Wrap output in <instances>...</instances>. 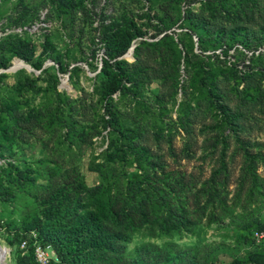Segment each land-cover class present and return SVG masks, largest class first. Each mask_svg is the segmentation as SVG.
Segmentation results:
<instances>
[{"label":"trees","instance_id":"1","mask_svg":"<svg viewBox=\"0 0 264 264\" xmlns=\"http://www.w3.org/2000/svg\"><path fill=\"white\" fill-rule=\"evenodd\" d=\"M6 1L0 0L2 32L21 29L29 34L27 28L41 20L42 11L49 17L77 13L89 28L95 19L99 20V26L91 32L89 47L93 55L100 46L105 50L95 87L105 115L96 111L97 106L87 107L85 98L77 101L58 92L57 76L50 77L52 96H46L47 102L40 106L4 98L2 83L7 75L0 74V161L4 162L0 165V206L4 211L0 226L5 219L4 242L12 248L15 264H38L35 240L29 239L33 232L38 242L53 248L58 260L53 264H202L201 219L208 211L223 228L229 227L225 226V218L231 219L230 225L236 220L241 222L239 243L256 246L255 232H264V221L253 216L257 210L251 207L264 203V178L258 174L264 154L251 152L250 144L239 136L244 130L243 114L233 107V96L249 103L252 98L256 103H264L261 0H145L151 6L137 17L126 7L117 6L115 0H105V6H100L101 0H43L40 4L18 5L12 14L5 16L2 8ZM197 4H200L198 10ZM110 5L113 16L106 12ZM151 31L153 42L144 39ZM12 32L0 37V70L7 69L12 58L17 57L46 75L48 70H43V61L36 59V46ZM195 39L199 52L195 51ZM134 45L135 62L129 63L124 56ZM43 50L60 72L67 71L64 59L48 37ZM158 59L163 61L160 68L153 65ZM182 64L187 78L181 88L185 98L179 107L180 126L189 133L204 111H214L223 144L220 169L199 190H195L197 182L191 183L184 175L168 171L164 162L150 156V150L142 144L145 137L163 139L166 130L171 139L174 125L167 119L168 105L177 100ZM74 69L81 71L79 67ZM19 74L23 75L22 87L43 90L37 77L25 70ZM157 81L171 92L151 91L150 103L146 91ZM242 84L244 89L240 93ZM117 93L132 100L134 107L129 112L121 111L114 103L113 96ZM77 104L93 114L90 116L102 129L92 125L97 134L110 129L109 161L137 164L134 171L124 169V186L109 189L104 182L90 184L80 166L66 168L57 160H49V146L45 138L38 136L39 131L52 134L53 138L60 130H66L63 138H70L71 146L77 144L72 143L75 139L81 143L88 140L89 133L71 111ZM129 117L132 119L127 122ZM80 118L86 120V112ZM226 131L234 136L245 157L231 204V175L224 160L230 137ZM33 139L41 144L39 158L26 154ZM70 145L67 150L72 149ZM113 166L108 169L104 164L94 171L102 175L109 173V178L117 179L116 165ZM244 197L247 205L241 206ZM240 207L248 216L236 212ZM139 234L150 241L135 245ZM185 235L193 237V245L183 247L173 242L184 239ZM24 239H29V244L26 250H21ZM153 239L171 241L158 244ZM262 241L256 248L248 249L242 258L232 250L226 263L264 264ZM132 245H135L133 251ZM207 254L211 255V248ZM219 263L224 264L217 257L211 264Z\"/></svg>","mask_w":264,"mask_h":264},{"label":"rangeland","instance_id":"2","mask_svg":"<svg viewBox=\"0 0 264 264\" xmlns=\"http://www.w3.org/2000/svg\"><path fill=\"white\" fill-rule=\"evenodd\" d=\"M42 1L43 0H7L3 3L2 9L6 16L8 14H12L18 5L40 4ZM115 1L117 2V6L126 7L131 12V15L135 17H137V15H142L143 12L148 11L151 6L145 0ZM105 2V0H101L100 6H105ZM261 2L264 5V0H261ZM199 7L200 4H197L196 10H198ZM97 10L99 11V8ZM106 12L108 16H113L111 15L114 12L113 6L110 5L108 8H106ZM46 13V11H42L41 20L30 25L31 28H27L29 34H26L21 29L13 30L14 32L11 30L7 32L0 31V37L12 32L19 35L22 39L30 40L37 48L36 59L43 61V70H48L47 74L45 75L44 73L42 74V71L34 69L31 65L25 63L19 58H12L8 68L5 70H0V74L7 75L2 83V96L9 99L17 98L18 100H23L25 103L29 102L31 105L40 106L42 103L47 102V97L49 98L52 96L53 91L49 90L51 88L50 77L57 76V79L59 80L57 87L58 92L66 93L69 98L77 101H80L81 98H85L88 100L87 107L90 108L91 106H97L98 108L96 111L100 112L101 115H105V109L102 106V103H98L99 96L95 92L97 76L100 73L104 63L105 50L102 46H100L95 52V55H93L89 47L91 32L94 30V27L99 26V20L95 19L93 26L89 28L85 21L79 19L77 13L73 15L64 14L61 16L52 15L50 17ZM3 22L4 20L0 21V26ZM152 33L153 32L151 31V33L144 39L148 40L149 42L155 41L151 39ZM46 37H48L50 42L53 43L58 55L64 59L65 65L67 66L66 72H60L59 67L55 66V62L50 59L48 60V57L43 50ZM140 40L141 39L136 40L135 42L138 43ZM195 42V51H197V39H195ZM135 46L136 45L133 46L134 49ZM94 47H96V45L93 46V48ZM180 48L183 47L180 45ZM82 52L84 53L81 54ZM124 59L129 63H134V51L130 53L128 52V54L124 56ZM77 60L80 62L75 63ZM162 62V60L158 59L153 65L156 68H160L162 66ZM88 63L92 64L93 67H91ZM16 66H18V69H14ZM75 67H79L81 71L75 72ZM22 70H25L29 75H34V78H38V85L43 88L41 92L31 91L20 85L23 75H20L19 73ZM180 76L181 84L180 90L178 91L177 100L176 102L171 101L168 105L169 112L167 119L168 122H171L174 125L171 126V139L168 137L169 131L166 130L164 133L165 137L163 139L157 141L153 137H145L142 141V144L150 150V156H153L154 159H159L160 161L164 162V165L168 171L184 175L191 183L197 182L195 190H199L202 186L209 183L214 172L220 169L223 158V144L219 140L221 133L218 130V117L214 111H204L198 119V123L194 125L193 130L189 133H187L180 126L179 107L185 98L181 88L183 89V86L185 85V78H187L184 64L181 65ZM148 89L150 91H146V97L150 103H152L153 98L152 93H150L151 91H153L155 94H170L171 92V90H168L161 81H157L153 86H148ZM243 89L244 85L242 84L239 86L240 93H242ZM189 91L188 94L190 93ZM113 98L114 103L117 104L119 109L123 112H129L132 107H134V105H131L132 100L128 97L121 96L120 93L115 94ZM233 98L235 100L233 107L238 108L239 113L243 114L242 124L244 126V130L238 133L239 136L242 138V140H244V142L250 144L248 149L251 152H261L264 154V103H256L255 98H252L250 103L244 101V99L240 96L234 95ZM71 111L73 116H76L79 122L81 121L80 125H83L82 127H84L85 131L89 133L88 140L85 143H81V141L75 139L76 141L72 143L74 144L77 142V144L71 146L70 138H67V140L63 138L64 134H66V130H60L59 133L53 138H51L52 134L39 131L38 136L42 139L45 138V143H47L49 146V149H47V156L49 160L52 162L57 160L66 168L76 167L77 165L80 166L81 170L87 176V180L90 184L97 183L99 185L100 182H104L106 187L109 189H116L119 186H124V182H126V178L124 177V169L134 171L137 168V164L132 163L133 166H130L126 163L121 164L119 161H117L115 164H112L108 157V146L111 141L109 136L110 129L102 131L101 135L97 134V131L91 129L92 125H94V127H98V122H94L91 117L93 114L91 115L89 111L82 110L79 104L75 105ZM83 112H86L87 114L86 120H80V116ZM131 119L132 117H129L127 122ZM149 125L151 126L152 123ZM98 128L100 129V127ZM226 135L230 136L229 131H226ZM58 141H60L61 144H58ZM30 143L32 144V147H27L26 154L34 155L35 158H39L41 144L34 139L31 140ZM216 143L220 145H216ZM78 144H80V146H78ZM68 145L71 146V150H67ZM57 148L61 150V152L58 151ZM225 153L226 155L224 160L228 164L231 175L229 185V199L231 204L232 199L237 193V185L240 183L239 180L242 174V167L245 165V157L243 150L239 148V144L234 139V136L229 137L228 149ZM3 164L4 162L0 161V165ZM104 164H107L108 169H111L114 167L113 165H116L114 175L118 177L117 179L109 178V173L102 175L94 171ZM258 174L264 178V164L261 162L258 165ZM246 200V197H244L241 206L247 205ZM190 202L194 204L192 199H190ZM254 208L257 211L253 213V216H260V218L264 221V203L251 207V209ZM3 212L4 211L0 206V218L3 216ZM218 212L220 213V210H218L217 213ZM236 212L238 214L243 212L245 216H248L245 211H242V207L237 208ZM2 220V225L0 226V246L6 248L8 253L4 261H2L0 258V264H15L12 248L7 247L4 242V234L6 231L5 224L3 223L6 220ZM201 220V226L203 227V242L200 244L199 250L201 252L202 258H204L202 264H211L212 260L216 259L217 257L220 258L224 264H228L226 262L230 260V252L232 250L233 253L239 256V258H242L248 249H254L256 246L263 243L262 240H255L256 246L253 247L249 244L239 243L238 236L241 233L239 228L241 227L242 223L237 222V220L232 225H230V218L223 219L225 221V226H229L228 228H223L219 225V223H215V219L211 217L210 211H208ZM148 241H150V239L146 238L144 234H139L135 245L137 243ZM165 241L171 240H152V242L158 244H162ZM173 242H177L183 247L194 244V240L191 235H185L184 239L180 241L175 239ZM135 245L131 246V251H133ZM217 245L222 246V248L217 250L215 247ZM210 248L211 255H208L207 253L210 252ZM212 254L214 256H212ZM51 255L55 258L54 252H52ZM205 255L209 257H205Z\"/></svg>","mask_w":264,"mask_h":264},{"label":"built area","instance_id":"3","mask_svg":"<svg viewBox=\"0 0 264 264\" xmlns=\"http://www.w3.org/2000/svg\"><path fill=\"white\" fill-rule=\"evenodd\" d=\"M29 239L33 238L35 240V258L38 264H53V261L56 260L51 253L53 252V248L50 245H43L37 241V234L33 232L29 235ZM255 238L258 241L264 239V232L257 231L255 232ZM29 239H24L21 243V250H26L29 244Z\"/></svg>","mask_w":264,"mask_h":264},{"label":"bare ground","instance_id":"4","mask_svg":"<svg viewBox=\"0 0 264 264\" xmlns=\"http://www.w3.org/2000/svg\"><path fill=\"white\" fill-rule=\"evenodd\" d=\"M14 69H18V66H16ZM7 253H8L7 250H4L3 248L0 249V258L2 259V261L5 260V257L7 256Z\"/></svg>","mask_w":264,"mask_h":264},{"label":"water","instance_id":"5","mask_svg":"<svg viewBox=\"0 0 264 264\" xmlns=\"http://www.w3.org/2000/svg\"><path fill=\"white\" fill-rule=\"evenodd\" d=\"M133 51H134V47L132 46V48L129 50V53H130V52H133ZM29 68H30V67H29ZM30 70H32V69H30ZM2 248H3V247L0 246V249H2ZM3 249H4V250H7L6 248H3Z\"/></svg>","mask_w":264,"mask_h":264}]
</instances>
